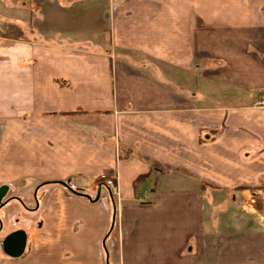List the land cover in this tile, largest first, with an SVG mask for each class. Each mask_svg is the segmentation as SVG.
<instances>
[{"label":"crops","instance_id":"obj_1","mask_svg":"<svg viewBox=\"0 0 264 264\" xmlns=\"http://www.w3.org/2000/svg\"><path fill=\"white\" fill-rule=\"evenodd\" d=\"M0 10V264H264V0Z\"/></svg>","mask_w":264,"mask_h":264},{"label":"water","instance_id":"obj_2","mask_svg":"<svg viewBox=\"0 0 264 264\" xmlns=\"http://www.w3.org/2000/svg\"><path fill=\"white\" fill-rule=\"evenodd\" d=\"M9 191V187L6 185H3L0 187V206L4 205V199Z\"/></svg>","mask_w":264,"mask_h":264},{"label":"flooded vegetation","instance_id":"obj_3","mask_svg":"<svg viewBox=\"0 0 264 264\" xmlns=\"http://www.w3.org/2000/svg\"><path fill=\"white\" fill-rule=\"evenodd\" d=\"M10 201H15V202H17L15 196L8 197V196L6 195V197H5V199H4V205H3V206H0V209H3L8 203H10Z\"/></svg>","mask_w":264,"mask_h":264},{"label":"rangeland","instance_id":"obj_4","mask_svg":"<svg viewBox=\"0 0 264 264\" xmlns=\"http://www.w3.org/2000/svg\"><path fill=\"white\" fill-rule=\"evenodd\" d=\"M0 12L2 13V14H5V11H1L0 10ZM14 194H13V192H10L9 193V195H8V197H11V196H13ZM263 204V203H262ZM261 204V205H262ZM10 207H13L12 205L10 206ZM17 207V206H16ZM1 218H3V215H2V211H1V209H0V220H1Z\"/></svg>","mask_w":264,"mask_h":264},{"label":"built area","instance_id":"obj_5","mask_svg":"<svg viewBox=\"0 0 264 264\" xmlns=\"http://www.w3.org/2000/svg\"><path fill=\"white\" fill-rule=\"evenodd\" d=\"M262 104L264 105V101H262ZM107 184L111 185V186H114V183L112 180H108L107 181Z\"/></svg>","mask_w":264,"mask_h":264}]
</instances>
